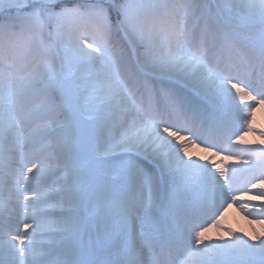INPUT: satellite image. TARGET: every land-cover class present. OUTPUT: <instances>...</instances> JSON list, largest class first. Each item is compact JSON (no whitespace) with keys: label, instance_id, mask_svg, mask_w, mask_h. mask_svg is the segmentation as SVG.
I'll use <instances>...</instances> for the list:
<instances>
[{"label":"snow or ice","instance_id":"snow-or-ice-1","mask_svg":"<svg viewBox=\"0 0 264 264\" xmlns=\"http://www.w3.org/2000/svg\"><path fill=\"white\" fill-rule=\"evenodd\" d=\"M260 106L264 0H0V264H264Z\"/></svg>","mask_w":264,"mask_h":264},{"label":"bare ground","instance_id":"bare-ground-1","mask_svg":"<svg viewBox=\"0 0 264 264\" xmlns=\"http://www.w3.org/2000/svg\"><path fill=\"white\" fill-rule=\"evenodd\" d=\"M250 119L253 120L251 127L254 129V131L248 132L249 137L246 138L247 140L244 139L237 140L235 136L233 137V143L238 148L264 147V136H261V133H264V106L257 107L253 117H251ZM202 147L203 146L201 145L193 149L197 157L206 155L209 157L208 162L221 165L225 169L229 168L230 166H239L242 162L243 157H240L241 161L240 160L237 161V157L239 156L224 158L227 156L226 152H221L217 156H212L211 152H214L215 149L210 150L208 153H204L201 151ZM245 175H246L245 173H238L237 180L238 177L242 178ZM237 199L240 201L247 202L248 196L243 195L242 193H237ZM252 203L259 205L260 203H264V201L256 200V201H252ZM249 225L251 226L264 225V222H261V220L258 219H254L251 216H246L244 213H242L239 210V207L236 204H233L231 207L227 209V211L224 212L221 228L219 230L212 229L209 235L212 236L213 238H216L217 235L225 236V238H227L224 230L231 229L233 232L243 235L246 239L254 235L264 236V234L259 229L252 231L253 234L247 231V226Z\"/></svg>","mask_w":264,"mask_h":264},{"label":"rangeland","instance_id":"rangeland-1","mask_svg":"<svg viewBox=\"0 0 264 264\" xmlns=\"http://www.w3.org/2000/svg\"><path fill=\"white\" fill-rule=\"evenodd\" d=\"M251 121H253V120H251ZM248 132L249 131H244V132H241L240 133V135L243 137L242 139H244V140H247L246 138H248L249 136V134H248ZM241 146V145H240ZM241 161V158L240 157H237V161ZM236 161V160H235ZM247 175V174H246ZM246 175L245 176H243L242 178H239L238 177V183L239 182H242L244 179H245V177H246ZM249 195H251V193H249ZM263 228H264V225H249V226H247V231H249L250 233H252L253 234V232L252 231H255V230H257V229H259L263 234H264V230H263ZM236 230H238V229H236Z\"/></svg>","mask_w":264,"mask_h":264}]
</instances>
